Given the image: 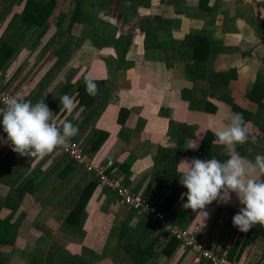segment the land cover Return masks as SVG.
<instances>
[{
    "label": "crops",
    "instance_id": "1",
    "mask_svg": "<svg viewBox=\"0 0 264 264\" xmlns=\"http://www.w3.org/2000/svg\"><path fill=\"white\" fill-rule=\"evenodd\" d=\"M35 1L40 4H33L38 11L45 1ZM12 3L4 0L0 14L6 8L5 16L0 15V22L8 18ZM18 4L20 9L9 23L15 20L14 30L7 28L0 36V46L7 41V51L13 49L0 68L6 85L14 86L32 103L45 101L57 122L69 120L77 125L79 131L73 138L86 148L105 134L101 146L92 152L99 163L124 177L132 189L151 194L159 209L205 244L228 253L248 233L252 241L237 259L243 264H264V227L241 232L232 224L241 207L235 193L228 204L207 205L209 217L202 224L192 210L186 214L182 207L186 196L182 201L180 194L170 203L179 176L163 180L173 162L176 168L182 159L193 158L207 132L223 129L225 113L241 114L229 99L244 110L241 115L249 136L256 138L255 143L250 139L235 150L249 159L264 154V0H83L87 15L73 23L76 0H68L64 19L60 16L63 9H56L43 34L41 27L21 16L25 2ZM146 27L160 45L157 48L155 38L149 41V54ZM22 29L31 30V35L15 34ZM37 32L36 43H29ZM194 33L206 36L216 48L211 51L205 45L201 51V55L211 51L204 63L206 77L194 76L201 72L192 70V51L183 44ZM230 69H235L236 76L229 81L214 78ZM85 76L98 84L95 96L87 94ZM258 77L263 78L261 90L250 99L247 92ZM63 95L74 100L71 114L60 108ZM194 143L198 145L195 150L188 148ZM213 146L227 153L224 146ZM207 153L199 158L213 157ZM5 154L20 161L21 167L15 169L33 178L35 190L25 193L22 204L23 219L28 211L33 224L21 221L16 245L9 246L18 248L21 255L8 252L11 260L24 259L22 264H26L32 255H43V260H69L68 264H128L131 258L122 248L140 240L144 247L154 241V254L147 264H196L193 252L180 243L172 255L160 253L168 241L166 232L143 212L127 208L99 181L82 211L83 219H77V227L68 225L66 218L78 204L82 189L97 180L95 172L85 171L57 150L43 159L20 156L11 146ZM186 192L185 188L182 193Z\"/></svg>",
    "mask_w": 264,
    "mask_h": 264
},
{
    "label": "clouds",
    "instance_id": "2",
    "mask_svg": "<svg viewBox=\"0 0 264 264\" xmlns=\"http://www.w3.org/2000/svg\"><path fill=\"white\" fill-rule=\"evenodd\" d=\"M85 90L95 96L99 92L96 82L84 77ZM60 108L69 114L74 109V100L68 96L60 97ZM225 126L214 132V143L227 149L228 158L224 161L215 157L182 159L176 165L179 183L187 189L181 193L184 209H191L200 217L202 224L209 217L205 210L214 201L228 204L235 193L241 207L232 217V224L241 232L252 227H264V154H256L254 159L242 156L235 150L250 137L247 122L239 113H225ZM0 125L7 134L6 143L20 156L43 159L59 147L64 146L78 134L79 128L69 120L57 122L52 110L45 101L32 103L19 93L7 98L0 108ZM4 138L0 137V141ZM196 143L188 148L195 150ZM251 153L252 149L249 148Z\"/></svg>",
    "mask_w": 264,
    "mask_h": 264
},
{
    "label": "trees",
    "instance_id": "3",
    "mask_svg": "<svg viewBox=\"0 0 264 264\" xmlns=\"http://www.w3.org/2000/svg\"><path fill=\"white\" fill-rule=\"evenodd\" d=\"M9 1V0H8ZM15 2H17V0H13ZM19 1V0H18ZM21 1V0H20ZM44 4L41 6V8H37L35 9L33 7V4L36 2L35 0H26L25 4H24V8L21 12V16L30 20L32 23H34L35 25H38L39 27L43 28L42 33H45L50 24H49V20L52 17V15L55 13L56 9H63V13L61 14V20L64 19V17L66 16V11L65 9L67 8V1L68 0H60V3L58 5V0H44ZM66 1V3H65ZM36 7L40 6L39 3L34 4ZM83 6V0H76V6L73 9V14H72V23L73 21L76 20H83V16L87 15L86 10L82 7ZM60 20V21H61ZM153 38H155L156 41V36L154 34V32L152 30H150L148 27H146V51L149 54L150 51V45H149V41L153 42ZM5 43L1 44L0 46V68H2L6 61L10 58V56L12 55L13 49H11L10 51H7V41H4ZM209 43L211 45H209ZM214 43V42H213ZM213 43L211 41H209V39L204 36V35H200L199 33H194V34H189L183 41V44H186L190 50L192 51L191 54V59H193V64L192 70H198L201 72V74L197 73L194 76L196 77V75L200 76H204L206 77L205 74V64L207 62V60L209 59V53L212 51V49H216L215 46L213 45ZM131 44V41L129 40L127 42V47L129 48V45ZM156 45L157 48L160 49V45L158 44V42L156 41ZM208 46L210 47L211 51H207L205 55H201V51L204 49V47ZM5 46V47H4ZM126 48V51L127 49ZM65 49V47H64ZM63 50V47H62ZM209 76V75H208ZM219 76V78L217 77ZM236 76L235 73V69H230L229 71H225V72H220L219 74H214V78H218V79H224V82L229 81L231 78H234ZM212 77V74L210 75V78ZM261 80H263V78L258 77L256 83L254 84L253 88L247 92V97L252 99L254 98V94L258 93L261 90L260 84H261ZM263 89V88H262ZM233 109L235 111L240 112L242 115H244V110L239 107L236 103L231 102L232 100L229 99ZM1 106V103H0ZM101 133V132H100ZM105 138V134H101L98 135V138H96L94 141H92V146L87 147V151L92 153L95 152L103 143ZM215 140V136L213 133L207 132L204 140L202 142L201 147L199 148L198 151H196L195 153H193V157L199 158V156H201V154L208 152L206 155L207 157H216L218 160L224 161L228 158L227 154H224L223 152H220L217 150V148L215 146H213ZM216 148V149H215ZM66 156V155H65ZM67 157V156H66ZM68 158V157H67ZM203 158V157H202ZM200 157V159H202ZM71 162H74L73 160L69 159ZM77 164V163H76ZM175 163L173 162L172 164V169H170L169 172V176L165 177L163 180L164 181H168L171 176H178L177 175V171L175 170ZM78 165V164H77ZM80 166V165H78ZM127 166V165H126ZM127 171L129 170V166L127 167ZM33 178L29 177L26 178L18 187V192H17V199L15 200V205L11 206V203L8 201L5 205H0V210L2 206L5 207H12V210H16V208H18L19 203L21 201V199L23 198L24 194L27 191H35L34 188H32V183H33ZM99 181V179L97 178V180L91 181L89 184H87L81 191V195H80V199L78 201V204L74 207V209L70 212V214L68 215V217L66 218V223L68 225H71L72 227H77V219H80V221L83 219L84 213L82 211H84V208L86 207L91 195L94 192V189L97 185V182ZM185 189V187H183L181 184H179V186L177 187V189L174 191L173 195H172V199L170 201V203H173L179 196L180 194L183 192V190ZM14 199V198H13ZM191 209H187L186 214L188 212H190ZM13 214V213H12ZM12 214H10L7 217H2L0 216V264H8L6 262H4V260H2L1 258L3 257V251H1V248L5 245H15L16 244V240H17V235H18V231H19V227L21 225V221L22 218H20V220H12ZM23 217V215H22ZM80 217V218H79ZM126 233V228L124 229V231L121 234V238L124 237V234ZM168 236V235H167ZM245 239L244 241H241V239H239L231 248L230 251L227 253L228 257L233 259L239 257V255L242 253L243 248L245 245H248L251 241H252V237H249V234L246 233L244 234ZM168 241L167 244L162 248L160 253H165L168 256L172 255L174 253V251L176 250L177 246L179 245V240L176 237H167ZM242 238V237H241ZM154 241L151 242V244L147 245L146 247L143 246V244L141 243L140 240H138L137 242H135L134 244H125L123 246V251H125V254H128L129 257L131 258V260H128V264H147L149 260H147L149 257H152L154 254ZM41 258L39 256L36 255H32L28 261L26 262V264H37L39 263V260Z\"/></svg>",
    "mask_w": 264,
    "mask_h": 264
},
{
    "label": "built area",
    "instance_id": "4",
    "mask_svg": "<svg viewBox=\"0 0 264 264\" xmlns=\"http://www.w3.org/2000/svg\"><path fill=\"white\" fill-rule=\"evenodd\" d=\"M13 95L10 91L5 90L0 80L1 106H4V101ZM58 149L85 171L95 172L99 179V184L106 189L114 191L127 208L147 212L150 222L158 224L169 237H176L183 247L193 252L196 264H243L236 258H229L227 253L221 252L215 246L205 244L186 226L175 222L174 218H169V214L159 209L156 203H153L151 194L142 195L138 193L125 184L124 177L108 172L107 167L101 163L95 164V156L87 151L86 146L81 141L71 138L64 146Z\"/></svg>",
    "mask_w": 264,
    "mask_h": 264
},
{
    "label": "rangeland",
    "instance_id": "5",
    "mask_svg": "<svg viewBox=\"0 0 264 264\" xmlns=\"http://www.w3.org/2000/svg\"><path fill=\"white\" fill-rule=\"evenodd\" d=\"M0 2H1L0 3V11H2L1 9L4 6V0H0ZM17 2H21V1L20 0L18 1L17 0ZM23 2H26V1L23 0ZM18 5L19 6L15 5V1H13L12 5L10 6V9L7 10V11L8 12L11 11L12 8H13V10L11 12H9V14H7V16L9 15L7 19L2 20V22H0V36L4 33V31L7 28H10L11 27L10 31H13L14 30V28H13L14 26L12 27V25H13V23H15V20L12 21L11 25H9V23L11 22L10 20L15 16V13L18 12V10L20 9V4H18ZM21 5L23 6L24 4H21ZM67 7H68V5H67ZM66 9H68V8H66ZM5 10H6V8L3 10V12L0 15L5 16L4 15ZM15 34L18 35V36H21V38H23L24 36L26 37L28 35H31V30L28 31V32H27V30H23V29L22 30H15ZM38 35H39L38 32L35 33L33 36H31L32 39L31 38H30V40L28 39V42L29 43H36V40H37ZM0 80H1V82H2V84L4 86V88H5V90L10 91L14 95L17 94V93H19L20 96H22V94L20 93V91L18 89L17 90H14V86L13 87H12V85L7 86L6 83H5V81L2 80V77H1ZM3 107L4 106H1V108H3ZM0 137H3L4 138L3 141H0V187H1V190L3 192V193H0V194L3 195V196H0V205H5L9 201L11 203V206H12V205H15V200L17 199V195L16 194L18 192V187L20 186V184L27 177L24 176V175H26L24 173H23L24 175L22 174L23 177H20L22 175H20V173L15 169L16 167H21L20 166L21 165L20 161H17V159H11V157H9L8 155L6 156V154H5V152L7 151V149L10 148V146H9L8 143L4 142V141H6L7 134L3 132V126L2 125H0ZM56 150H57V152L59 154H62L58 148ZM94 161H95V164L99 163V159H98L97 156H95ZM16 173H18V174H16ZM135 191H137V190H135ZM137 192L138 193H141L142 195H144L143 192H139V191H137ZM24 196H25V194H24ZM24 196L21 199V201L19 203V206H18V208H16V210H14V209L12 210V207L2 206L1 207V210H0V216L7 217V216H9L10 214L13 213L12 214V220L15 221V220H20V218H22V220H24V221L27 220V225L28 226H31L33 224V222H32L33 215H30V213H28V211H27L26 214L27 215L29 214V216H27V217H25L23 219L24 214L22 212H25L24 210L22 211V204H24L23 203L24 202ZM151 197H152V195H151ZM152 199H153V197H152ZM153 201H154L153 203H155L156 200L153 199ZM20 207H21V209H19ZM138 211H140L138 213L143 212V214H145V217H147L149 219V216H148V213L147 212H144L142 210H138ZM22 215H23V217H22ZM169 218L173 219L174 217L170 214L169 215ZM65 225H67V224H65ZM53 248L52 249H48L47 253L48 252L49 253L50 252H53L54 251ZM1 251L4 252L3 255L5 253L7 254L8 252L11 253L12 251H13V255H15V254L16 255H21L20 254V250H18V248L16 250H14V248L9 247V245L3 246L1 248ZM123 253H125V251ZM9 255L8 254L6 255L7 256V259L6 258H3L4 256L1 259L2 260L5 259L4 262H6L8 264H11L10 261H12L15 264H22L25 261L24 259H22L21 261L20 260H15V259H12L11 260L10 259L11 257L8 258ZM39 257L40 258H45V257H43V255H42V257L41 256H39ZM18 258H19V256H18ZM26 261H28V260H26ZM68 263H69V260H61V259H59V260H54V261H52V260H48L47 261V260L40 259L39 260V263H37V264H68Z\"/></svg>",
    "mask_w": 264,
    "mask_h": 264
}]
</instances>
